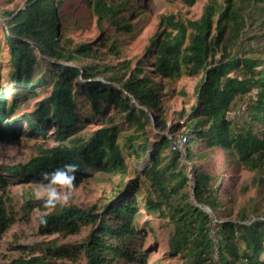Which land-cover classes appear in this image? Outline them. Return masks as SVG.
<instances>
[{"label": "trees", "instance_id": "16d2710c", "mask_svg": "<svg viewBox=\"0 0 264 264\" xmlns=\"http://www.w3.org/2000/svg\"><path fill=\"white\" fill-rule=\"evenodd\" d=\"M62 1L27 0L21 9L6 11L11 75L14 85L21 86L11 91L27 97L37 86L51 84L52 89L34 111L10 122L20 102H7L0 71V137L7 141L19 139L21 132L17 124L26 120L31 130L42 136H46L48 127L53 125L58 143L40 147L39 153L28 162L5 170L12 176L44 180L45 171L50 172L67 162L80 165L73 182L95 170L123 175L127 171L125 149H132L140 158L141 153H146L152 146L151 158L143 174L150 181L156 197L150 195L147 198L146 209L170 217L174 225L169 238L170 252L180 254L184 259L182 264H264V212L262 218L250 223L230 219L220 221L223 218L219 214L221 201L218 184L214 183L216 176L195 168L197 202L209 206L219 220L215 228L216 241L212 235L214 218L193 201L181 152L172 149L173 139L187 134L186 149L190 161L193 145L202 142L208 151L222 149L230 158L243 164L254 168L263 166L264 48L253 57L233 54L232 49L253 22L259 21L264 35V0H208L198 19L162 13L160 29L137 66L128 72L107 66L113 74L103 79L98 75L104 68L99 69L97 65L64 63L96 54L97 49L89 43H79L73 48L66 46L69 39L59 33ZM86 1L92 6L100 26L108 21L117 31L132 30L126 1ZM183 1L188 5L195 2ZM116 41L109 43L111 49ZM219 49L221 59L210 60ZM44 62L48 63L44 71L33 78L34 67H43ZM128 63L125 61L122 65ZM147 65H151V70H146ZM241 69L242 75L231 74ZM201 70H205V76L197 89V102L185 121H179L185 116L184 111L174 119L169 127L172 139L163 133L168 129L160 105L164 84L156 77L173 80L181 74L197 75ZM82 78L86 82L75 86L74 81ZM76 88L86 96L82 101L84 107L89 104L96 113L107 117L106 111L112 106L117 113L125 114V121L101 126L89 136L77 134L83 116L74 94ZM254 88L257 92L246 107L245 121L235 123L228 115L232 102L238 95L250 93ZM125 125L141 130L144 135L146 127L154 125L157 132L152 143L145 137L137 147L135 139L140 137L139 134L129 132L122 145L120 139ZM168 149L170 152L166 154ZM193 151L196 157L205 153ZM4 181L5 177L0 174V182ZM138 190L139 184H135L120 191L123 195L116 194L114 200L100 211H96L95 205L57 207L48 216L47 223H40L39 228L69 234L90 225L92 229L85 240L78 247L48 246L40 254L19 257L8 264H68L57 258H73L77 250L84 252L85 264H143L144 251L139 245L136 224L139 207L135 193ZM36 202L28 199L24 206L26 212L37 206ZM247 218V213H239L238 219ZM10 221L6 201L0 193V240Z\"/></svg>", "mask_w": 264, "mask_h": 264}, {"label": "rangeland", "instance_id": "374dc122", "mask_svg": "<svg viewBox=\"0 0 264 264\" xmlns=\"http://www.w3.org/2000/svg\"><path fill=\"white\" fill-rule=\"evenodd\" d=\"M27 0H0V71L1 80L6 93L7 102L18 100V103L10 122L21 117L26 112L34 111L39 104L51 93L52 86H37L35 92L29 96L15 95L13 88H21L19 84L14 85L11 75L12 65L9 44L7 40V13L6 11H17L26 5ZM114 2H127L129 10L126 12L133 25L131 31H117L110 22H103L99 25L97 16L93 13L92 6L86 0H63L59 5L60 12V36L68 38L66 46L73 48L79 43H89L97 49L96 54L82 57L71 62H64L69 65H97L104 71L98 75L103 79L105 76L113 74L107 66H115L123 72H128L137 66V62L142 58L152 40L159 31V19L162 13H175L185 19H198L201 17L203 7L208 0H195L192 5L186 4L183 0H113ZM223 2L224 0H220ZM263 29L259 21L249 24L238 43L232 49L233 54L241 57H253L260 54L264 48ZM109 37V40H106ZM113 49L110 48L112 41L116 40ZM65 43V42H64ZM254 47V49H253ZM222 51L219 49L214 58V62L221 59ZM54 61V60H53ZM129 62L122 65L123 62ZM48 65L44 62L42 66L34 67V76L37 78ZM151 65L146 66V70H151ZM241 71H233L231 74ZM205 76V70L197 75L181 74L173 80H156L162 82L163 89L160 95V105L163 109V117L167 121L168 129L163 133L170 138H174L169 127L174 119L179 118L180 112L184 111L185 116L179 121H185L192 112V106L197 102V89ZM84 78L74 81L75 86L85 83ZM12 84V85H11ZM30 92V91H28ZM257 89L250 93L238 95L231 104L229 117L236 123L245 121V110L248 103L255 96ZM76 100L79 102V110L83 116V121L79 123L77 134L89 136L96 129L104 125H111L115 122L125 121V114L117 113L114 107H110L107 117L101 113H96L90 105L83 106L82 101L86 96L79 88L74 90ZM8 104V103H7ZM126 124V123H124ZM21 132L19 139L10 141L0 137V174L5 177L4 182H0V193L4 197L11 221L2 234L0 240V264H8L19 257H29L40 254L45 247L58 245H75L78 247L88 236L91 226H82L76 233L63 234L51 231H42L39 228V216L45 212L43 199H36L32 188L37 183L43 185L44 180L20 178L12 176L5 169L19 163H26L39 153L40 147L47 148L58 143L55 139L54 126L47 129L46 136L34 133L26 120H21L17 124ZM129 132L139 134L135 139V147L140 141L148 137L149 143L153 142L157 129L154 125L146 127V134L140 133L134 127L124 126L120 142L125 145V135ZM176 139V138H174ZM173 139V140H174ZM178 139V138H177ZM204 143L199 142L193 145L196 152L205 151L200 157H196L193 149L190 150V160L186 159L187 150L181 152L182 165L189 179L190 191L194 185L195 168H200L216 176L214 183L218 184V196L221 201L220 216L223 219L250 223L262 218L264 212V164L262 167H251L242 162L232 159L222 149L209 150ZM170 149L166 150V154ZM152 153V146L146 153H141L137 158L132 149H125V161L127 171L115 174L104 170H95L90 175L73 182V199L71 204L88 208L96 206V211H100L103 206L114 200L116 194L125 191L127 188L139 184V190L135 193L138 201L139 213L136 217V224L139 229V245L144 251L143 264H182L183 258L180 254H173L169 250V238L173 232L174 225L169 216H162L159 211L150 212L146 209L147 198L152 195L156 197L150 181L143 174V169L148 165ZM167 162V159L165 160ZM46 199V196L44 197ZM28 199L37 201L32 209L26 212L24 206ZM193 199V198H192ZM39 204V205H38ZM68 205V206H69ZM248 214L246 220H240L239 213ZM217 219L214 218L212 224V235L217 241L215 228ZM77 250V248H72ZM217 256V255H216ZM58 261H65L68 264H85L84 252L76 251L73 258H57Z\"/></svg>", "mask_w": 264, "mask_h": 264}, {"label": "clouds", "instance_id": "9594fccd", "mask_svg": "<svg viewBox=\"0 0 264 264\" xmlns=\"http://www.w3.org/2000/svg\"><path fill=\"white\" fill-rule=\"evenodd\" d=\"M80 165L64 163L54 170L43 173V185L37 183L32 188L36 199H43L45 212L39 216L40 223L46 224L48 216L57 207L68 206L73 199V181L76 179ZM46 196V199L44 198Z\"/></svg>", "mask_w": 264, "mask_h": 264}, {"label": "built area", "instance_id": "2783aa9c", "mask_svg": "<svg viewBox=\"0 0 264 264\" xmlns=\"http://www.w3.org/2000/svg\"><path fill=\"white\" fill-rule=\"evenodd\" d=\"M188 140H189V137L187 134L181 135L180 138L173 140L172 149L183 152L186 149V143L188 142Z\"/></svg>", "mask_w": 264, "mask_h": 264}, {"label": "water", "instance_id": "95a60500", "mask_svg": "<svg viewBox=\"0 0 264 264\" xmlns=\"http://www.w3.org/2000/svg\"><path fill=\"white\" fill-rule=\"evenodd\" d=\"M186 159L189 160V158H188V154H187V156H186ZM192 198H193V201H194L197 205H199L200 207H202V208L206 209L208 212H210V213L212 214L213 218H217V216L214 214V212L211 210V208H210L209 206L204 205V204H199V203L197 202L196 195H195V186H194V185L192 186ZM217 221H219V220L217 219Z\"/></svg>", "mask_w": 264, "mask_h": 264}]
</instances>
